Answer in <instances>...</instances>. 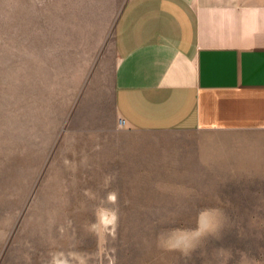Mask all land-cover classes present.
I'll return each instance as SVG.
<instances>
[{
    "label": "rangeland",
    "instance_id": "obj_1",
    "mask_svg": "<svg viewBox=\"0 0 264 264\" xmlns=\"http://www.w3.org/2000/svg\"><path fill=\"white\" fill-rule=\"evenodd\" d=\"M126 1L0 0V264H264V188L205 186L215 134L119 124Z\"/></svg>",
    "mask_w": 264,
    "mask_h": 264
},
{
    "label": "crops",
    "instance_id": "obj_2",
    "mask_svg": "<svg viewBox=\"0 0 264 264\" xmlns=\"http://www.w3.org/2000/svg\"><path fill=\"white\" fill-rule=\"evenodd\" d=\"M113 50L111 99L126 127L215 134L204 143L205 186L257 196L264 0H127Z\"/></svg>",
    "mask_w": 264,
    "mask_h": 264
},
{
    "label": "bare ground",
    "instance_id": "obj_3",
    "mask_svg": "<svg viewBox=\"0 0 264 264\" xmlns=\"http://www.w3.org/2000/svg\"><path fill=\"white\" fill-rule=\"evenodd\" d=\"M105 215V214H103ZM105 220V217L103 218ZM204 223V225H206V222H207V218L204 216V220L202 221ZM54 264H69L66 260H59V259H56L54 261Z\"/></svg>",
    "mask_w": 264,
    "mask_h": 264
},
{
    "label": "built area",
    "instance_id": "obj_4",
    "mask_svg": "<svg viewBox=\"0 0 264 264\" xmlns=\"http://www.w3.org/2000/svg\"><path fill=\"white\" fill-rule=\"evenodd\" d=\"M118 122H119L120 125H125L126 124V120L124 118H122V117H119Z\"/></svg>",
    "mask_w": 264,
    "mask_h": 264
}]
</instances>
